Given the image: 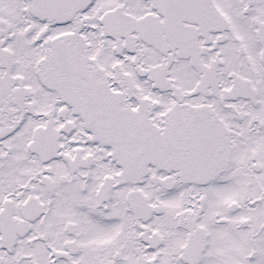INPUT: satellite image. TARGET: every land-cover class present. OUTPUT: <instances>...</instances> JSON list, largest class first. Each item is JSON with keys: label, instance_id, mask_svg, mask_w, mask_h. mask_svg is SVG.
<instances>
[{"label": "snow or ice", "instance_id": "obj_1", "mask_svg": "<svg viewBox=\"0 0 264 264\" xmlns=\"http://www.w3.org/2000/svg\"><path fill=\"white\" fill-rule=\"evenodd\" d=\"M0 264H264V0H0Z\"/></svg>", "mask_w": 264, "mask_h": 264}]
</instances>
